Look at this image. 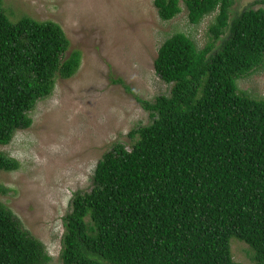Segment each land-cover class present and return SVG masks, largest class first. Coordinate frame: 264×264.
Instances as JSON below:
<instances>
[{
	"label": "trees",
	"instance_id": "16d2710c",
	"mask_svg": "<svg viewBox=\"0 0 264 264\" xmlns=\"http://www.w3.org/2000/svg\"><path fill=\"white\" fill-rule=\"evenodd\" d=\"M236 2L155 0L167 22L182 4L193 25L217 14L209 41L201 49L177 33L160 47L154 67L171 92L136 98L152 123L129 134L130 150L116 143L97 164L91 191L74 195L64 264H241L232 239L264 264V100L238 85L264 66V9L232 17ZM70 48L59 24L14 21L0 0V146L31 128V112L58 78L77 74L82 54ZM20 168L0 150V172ZM51 260L0 203V264Z\"/></svg>",
	"mask_w": 264,
	"mask_h": 264
},
{
	"label": "rangeland",
	"instance_id": "374dc122",
	"mask_svg": "<svg viewBox=\"0 0 264 264\" xmlns=\"http://www.w3.org/2000/svg\"><path fill=\"white\" fill-rule=\"evenodd\" d=\"M264 0H237L232 17L246 9H264ZM155 0H3L12 20L23 16L59 24L82 54L71 79L58 78L53 94L40 100L30 116L31 128L18 131L0 146L20 162L14 172H0V203L13 211L22 226L47 248L51 262L61 258L65 218L76 193L93 187L97 164L116 143L133 144L129 134L152 123L136 98L154 102L171 86L156 74L154 63L162 44L177 33L199 48L209 41L217 14L199 25L182 13L163 21ZM69 53L67 55H69ZM240 91L264 100V66L238 82ZM234 260L255 264V254L231 240Z\"/></svg>",
	"mask_w": 264,
	"mask_h": 264
}]
</instances>
